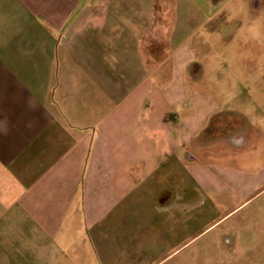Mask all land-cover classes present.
<instances>
[{
  "label": "crops",
  "instance_id": "1",
  "mask_svg": "<svg viewBox=\"0 0 264 264\" xmlns=\"http://www.w3.org/2000/svg\"><path fill=\"white\" fill-rule=\"evenodd\" d=\"M170 11L169 0H0L4 264H121L104 245L132 235L116 208L167 180L185 144Z\"/></svg>",
  "mask_w": 264,
  "mask_h": 264
},
{
  "label": "rangeland",
  "instance_id": "2",
  "mask_svg": "<svg viewBox=\"0 0 264 264\" xmlns=\"http://www.w3.org/2000/svg\"><path fill=\"white\" fill-rule=\"evenodd\" d=\"M169 5L171 54L179 48L183 60L185 144L167 180L154 175L159 183L130 191L116 208V229L132 235L106 239L105 249L121 248V264H264V0ZM175 5L197 13L177 15ZM166 181L180 187L161 189Z\"/></svg>",
  "mask_w": 264,
  "mask_h": 264
}]
</instances>
